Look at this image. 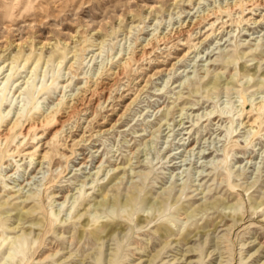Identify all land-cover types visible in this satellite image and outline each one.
I'll use <instances>...</instances> for the list:
<instances>
[{
	"label": "rangeland",
	"instance_id": "rangeland-1",
	"mask_svg": "<svg viewBox=\"0 0 264 264\" xmlns=\"http://www.w3.org/2000/svg\"><path fill=\"white\" fill-rule=\"evenodd\" d=\"M256 1L0 0V264H264Z\"/></svg>",
	"mask_w": 264,
	"mask_h": 264
},
{
	"label": "bare ground",
	"instance_id": "bare-ground-1",
	"mask_svg": "<svg viewBox=\"0 0 264 264\" xmlns=\"http://www.w3.org/2000/svg\"><path fill=\"white\" fill-rule=\"evenodd\" d=\"M256 4H257V6H261L262 8H264V0H262V1H258L257 0ZM190 28H191L190 31L191 30L193 31V30L196 29V25H192ZM115 76H116V74H115ZM116 78H117V76H116ZM110 88H111V86H109V85L108 86H103L101 92L102 93H108L110 91ZM78 108H79V106H77V103L71 104L69 112L65 113V115H62V117L58 120V128H57V130L54 133V137L58 138L59 135H60V137L62 136L64 127L69 123L71 116L78 110ZM255 123H256V121H255ZM40 124H32V125H30L29 129L27 130V132H29V131L33 130L34 128H36L37 125L40 126ZM46 155L47 154L43 155L42 159H45Z\"/></svg>",
	"mask_w": 264,
	"mask_h": 264
}]
</instances>
